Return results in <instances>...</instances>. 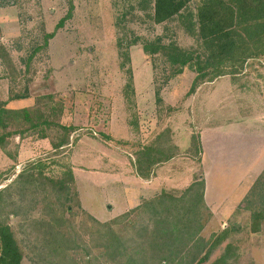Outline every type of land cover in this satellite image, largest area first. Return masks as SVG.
<instances>
[{
	"label": "rangeland",
	"instance_id": "obj_1",
	"mask_svg": "<svg viewBox=\"0 0 264 264\" xmlns=\"http://www.w3.org/2000/svg\"><path fill=\"white\" fill-rule=\"evenodd\" d=\"M70 1L74 4L72 16L57 29L69 12ZM135 3L0 0V46L8 53L0 47V103L27 90L32 112L74 127L68 131L69 145L62 149L53 148L52 143L66 133L54 126L45 130L50 144L49 140L43 144L46 140L33 130L21 138L12 136L5 148L0 147V220L11 225L21 243L23 264H38V259L55 255L49 246L55 228L76 240L70 250L65 249L67 256L60 254L66 258L64 264H82L89 257H97L98 264H114L96 248L95 225L86 215L91 212L103 219L116 214L118 211L108 209L107 201L121 189L115 185L120 181L113 182L112 191L110 176L99 177L96 172L106 168L115 177L124 165L135 166V153L153 144L174 154L153 168L158 176L151 184L154 193L180 196L204 176L210 196L222 211L214 214L209 209L200 237L212 241L223 229H231L228 239L202 264L215 261L230 242L237 254L228 264H264V226L252 233L250 212L244 206L264 168V57L248 61L235 76L204 82L187 96L195 71L187 67L166 81L164 58L147 55L137 44L129 49L135 92L126 96L128 73L120 66V36L128 40L164 36L165 42L198 47L179 18L154 24L147 16L151 10L133 8ZM54 31L55 36L45 44V35ZM157 90L161 103L156 99ZM11 128H17L16 124ZM102 132L113 140L105 139ZM192 135L200 136L198 152L192 146ZM27 143L35 151L19 159L20 149ZM36 164L40 169L33 168ZM70 168L75 180L68 182ZM29 173L41 176L30 182ZM61 179L66 181L64 190L57 183ZM140 188L127 189L130 206L139 202ZM60 216L71 224L60 221ZM137 217L134 215L135 220ZM92 261L96 264V258Z\"/></svg>",
	"mask_w": 264,
	"mask_h": 264
},
{
	"label": "trees",
	"instance_id": "obj_2",
	"mask_svg": "<svg viewBox=\"0 0 264 264\" xmlns=\"http://www.w3.org/2000/svg\"><path fill=\"white\" fill-rule=\"evenodd\" d=\"M130 1V0H129ZM141 10L150 9L147 16L154 24H163L179 18L183 29L196 39L197 48H184L175 40L164 41V36L155 39H143L133 36L130 40L124 35L118 39L120 66L126 69L128 79L127 93H134L133 73L130 67L131 46L141 44L143 51L155 58L160 55L167 64L165 80L182 74L185 68H192L196 75L187 96L193 95L204 82H211L222 76H235L244 65L257 58L264 57V0H134ZM193 3V6H191ZM74 4L70 1L68 14L62 18L56 28L64 26L72 16ZM1 31V29H0ZM55 36V31L45 35V44ZM6 53V48L0 46ZM35 50L29 57V65ZM8 54V53H7ZM29 91L15 94L0 103V147L5 148L12 136L20 137L28 131L37 130L40 138H47V127H57L65 131L58 141L52 143L55 149L69 145L68 131L74 127L61 124L44 116L40 112H32L29 107L20 109L8 108L13 99L27 98ZM156 99L161 103L162 97L156 91ZM63 108V107H62ZM59 109V114L62 112ZM55 112V109H53ZM58 111V109H56ZM15 123L17 128L12 129ZM107 140L110 135L101 133ZM192 146L200 151V136L192 135ZM135 168L138 176L151 179L155 174L153 168L168 162L174 154H167L166 149L149 145L142 147L137 153ZM201 161V160H200ZM38 165V164H36ZM33 168L40 169V165ZM24 171L19 175L22 176ZM67 181H74L73 168L66 171ZM38 177L29 173L27 179L35 182ZM257 177V176H256ZM17 178V179H18ZM50 182H55L50 180ZM61 189H66V181H57ZM206 182L202 176L196 179L180 196L162 191L143 198L139 205L106 221H101L88 213L86 217L95 225L92 237L96 238V248L102 251L107 261L114 264H202L206 262L212 251L228 239L230 228H225L212 241L200 237L204 228V216L209 212L205 201ZM2 190H0L1 196ZM245 209L250 212V230L258 233L264 226V168L254 181L252 188L244 200ZM240 207V206H239ZM134 215L138 216L137 220ZM140 219L144 222H140ZM60 221L71 224V221L60 216ZM147 222V223H146ZM150 224V225H149ZM49 246L55 255L48 260L38 259V264H64V252L70 250V244L76 240L60 228H55ZM68 244V245H67ZM67 246V247H66ZM65 250V251H64ZM236 247L230 242L224 252L211 264H228L236 256ZM90 253L86 255L89 257ZM67 256V255H66ZM25 252L16 238L9 223L0 220V264H23ZM90 258V257H89ZM85 259L82 264H92L97 257ZM78 264L76 262H72ZM37 264V263H36Z\"/></svg>",
	"mask_w": 264,
	"mask_h": 264
},
{
	"label": "crops",
	"instance_id": "obj_3",
	"mask_svg": "<svg viewBox=\"0 0 264 264\" xmlns=\"http://www.w3.org/2000/svg\"><path fill=\"white\" fill-rule=\"evenodd\" d=\"M29 100H30V98H22V99L10 100L8 102V105L7 106H8V108H12V109H20V108H24V107H30L28 105V101ZM201 133L203 134L202 131H201ZM44 139L46 141H43L44 142L43 144H47V141L49 140V138L48 137L47 138H43V140ZM49 144H50V140H49ZM34 149H35V147H33L29 143H27L25 145V147L24 146L21 147L18 158L19 159H22L24 157H28L30 154L33 153V151H35ZM119 160H121V161L124 162V159L123 158H121ZM127 160L129 161L130 159L127 158ZM130 165H131V168H128L125 165L123 167H121V170H120L121 172L116 173L117 175L115 177L112 174L106 172V170H107L106 168H103V170L96 172V174L99 177L106 178L104 176H108V175L110 176V177H107V178L110 179V184H111L110 185V189L112 191H115L114 189H112L113 182L120 181V183H115V185L116 186H119L121 189H119V191L117 192V194H112L111 199L107 201L108 209L110 211L115 210V211H118V212L116 214H113L112 216H110L108 218L100 219V218L96 217L93 213H91L83 205L84 208L86 210H88V212H90V214L94 215L99 220L106 221V220H109L110 218H113V217H115V216H117L119 214H122V213L128 211L129 209H131V208L139 205L140 202H141V200L143 198L144 199L145 198H150V197H153V196H155V195L158 194V193L157 194L154 193L155 192V189L151 186V184L154 183V179H155L156 176H153L151 179H148V180L147 179H143L140 176H138V174L136 172L135 166L132 165L131 163H130ZM159 176H161V174ZM204 179H205V182H206V187H205V201H206V204L209 207V209L212 211V213L219 214V212H221L222 210H221V208H218V203L215 201V198H213L212 196H210L209 190H208V187H207V180H206L205 177H204ZM157 180H159V179H157ZM115 185H113V187H116ZM133 185H138L141 188H140V194L138 195V201L139 202L136 205H134V206H130V196L131 195H130L129 192H127V189H129ZM117 201H120V202L117 204Z\"/></svg>",
	"mask_w": 264,
	"mask_h": 264
}]
</instances>
